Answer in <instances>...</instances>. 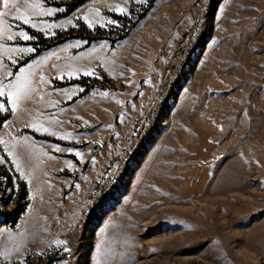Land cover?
Listing matches in <instances>:
<instances>
[{"label": "rangeland", "instance_id": "1", "mask_svg": "<svg viewBox=\"0 0 264 264\" xmlns=\"http://www.w3.org/2000/svg\"><path fill=\"white\" fill-rule=\"evenodd\" d=\"M38 2L53 14L32 16ZM74 2L10 0L5 9L0 0L5 27L17 34L0 38V73L8 74L0 82L23 72L34 87L14 120L52 131L58 123L46 111L63 91L80 134L70 158L82 167L60 171L70 177L61 185L41 146L5 141L14 154L27 148L30 180L0 163V264L61 249L78 218L88 264H264V0H86L68 12ZM45 23L55 27L41 31ZM189 31L195 45L172 65ZM94 140L104 149L86 163ZM18 202L24 212L11 225ZM55 202L56 216L66 205L69 212L51 240Z\"/></svg>", "mask_w": 264, "mask_h": 264}, {"label": "crops", "instance_id": "2", "mask_svg": "<svg viewBox=\"0 0 264 264\" xmlns=\"http://www.w3.org/2000/svg\"><path fill=\"white\" fill-rule=\"evenodd\" d=\"M23 52L29 53L28 51H23ZM5 76H8V74L0 73V81L4 80ZM59 88H63V87H59ZM62 92L60 94L61 96L60 95L58 96L57 101H55L53 107L46 111V114H49V112H51L50 116L53 118V125L55 122L58 123L57 125L52 126L54 128L52 131L49 132L44 131L43 133L41 132L39 133L36 130H33L27 126L19 124L14 120V112L12 111H10V117L0 127V141H2L0 142V157H3L4 160L9 161L15 172L25 182H29L30 180V173L26 164V161H28V155H27L28 150L27 148H25L23 144L18 149L17 154L16 153L14 154L12 152V149L8 145H6L5 143L6 140L14 141V142H20L23 140V142L35 144L34 146H36V144L41 146V148L44 150L43 154L41 155V161H43L46 164L45 166L46 169L48 168L49 170V176L52 178L59 179V183L61 185L65 184L64 179H66V181H69L70 177L59 176L60 171L64 169H72L76 172V174H79L82 171V167L77 163V161L72 160V158H70L72 154V147L69 144H71L73 138L75 140L80 139L79 137L80 134L76 131L74 132L72 129L73 122L70 114L71 109L66 110L67 107L62 105V102L64 100ZM1 98L3 97H0V102H3ZM5 99L7 101V97H5ZM7 105L9 108H11L8 101H7ZM61 108H64V110H60ZM56 128L60 130V133L58 134L56 133ZM52 133H55V135H53ZM10 152L12 153V155H9ZM71 161L74 162L73 166L70 165ZM87 162L88 161L86 159V163ZM17 163L20 165L19 170H17V166H16ZM81 175L82 174H80V176ZM83 177H81L80 180ZM75 188L77 190L78 187ZM57 205L58 203L55 202L54 207H57V209L56 210L53 209V213L51 214L54 220L53 221L54 225L56 227L53 230L51 240L56 239L57 234L61 229L62 218L65 216V214L69 212V205H66L64 206L63 210L59 213V215L56 216V213L58 212ZM74 207L76 209L77 205ZM46 245L47 244H45L43 247H45Z\"/></svg>", "mask_w": 264, "mask_h": 264}, {"label": "snow or ice", "instance_id": "3", "mask_svg": "<svg viewBox=\"0 0 264 264\" xmlns=\"http://www.w3.org/2000/svg\"><path fill=\"white\" fill-rule=\"evenodd\" d=\"M9 2L10 0H3V6L5 9L9 8ZM13 7H15V5L13 4ZM33 11H32V16H40V15H51L53 14V10L44 8L42 6V3L38 2L36 4H34L32 6ZM122 13H124V9H119ZM19 11V10H17ZM7 15L6 12H0V38H3L5 36V33H7V39L11 40L14 38L15 33H13L11 31V25H8L7 28L5 27V21H4V17ZM15 19H20L23 20V22L25 24H30L31 27L36 28L38 27V24L36 21H34L33 19H31L30 16L25 15V14H20L17 15L16 17H14ZM89 27H93V24L91 22H89ZM49 27H55V25H48V24H44L43 27L41 28V31L46 32L47 29ZM23 39L24 40H32L34 39V37L30 36L27 33H23ZM4 46L0 45V49H2ZM9 51H13L12 49H10ZM14 51L16 52H23V51H28V52H32L35 51L34 48H27V49H15ZM11 59V57H9ZM0 63H2V61H0ZM85 75H92L91 72H85ZM61 79L63 78V76L60 77ZM34 92V87H33V80L30 78L29 75H26L25 73H21L20 75L16 76L15 81L14 82H9L8 84H3L2 82H0V97H7V101L10 102L11 104V108H6L5 103L4 102H0V111H12L15 112L17 110V108L19 107L20 103L27 99L32 93ZM43 131L45 132H49L50 130L48 128H43ZM53 135H55V133H52ZM2 142V141H0ZM9 155H12V153L10 152ZM77 156H80L81 153L77 152L76 153ZM4 158L0 157V163H3ZM17 170H19L20 165L17 163ZM59 243H63L62 241H58ZM65 251H68L67 247H65L64 249ZM17 264H20V262L18 261Z\"/></svg>", "mask_w": 264, "mask_h": 264}, {"label": "built area", "instance_id": "4", "mask_svg": "<svg viewBox=\"0 0 264 264\" xmlns=\"http://www.w3.org/2000/svg\"><path fill=\"white\" fill-rule=\"evenodd\" d=\"M202 17H203V10L201 11L200 15L198 16L197 21H200L202 19ZM193 32L194 31H191V32L189 31L188 33H185L181 37V39L178 41L174 56L172 58V65L179 63L181 58L184 57L186 53H188L189 45L193 39ZM170 70L171 69H168V73L170 72ZM161 92H159V93H157V95H155V97H154L155 101L160 100ZM144 120L145 119H143L142 121H144ZM139 125L141 128V123ZM134 139H136V138H134ZM114 167H115V171H113V173H109V176H106L102 180V183H105L109 179L110 174L113 175L115 172H117L118 164L115 165ZM101 191H102V184H101V188L98 189L95 192V194L93 195V197L90 199V202H89L90 206L92 203H94V200H96L98 198V196L101 194ZM87 206L88 207H86L82 210L83 212H85L89 208V205H87ZM80 220L81 219L78 218L75 221V223H73L72 225L70 224L72 226L71 228L69 225L62 232L61 241L63 243L61 245V249L56 250V249H53L52 247H50L48 250H46L43 253H36L35 250H29V251H27V253H24V255L22 256L23 260L20 261V264H74V252L75 251H73V244H74V241L77 240V234H75V232H76L75 230H76L78 224L80 223ZM65 247H67L68 251L64 250ZM14 264H17V262H15Z\"/></svg>", "mask_w": 264, "mask_h": 264}, {"label": "bare ground", "instance_id": "5", "mask_svg": "<svg viewBox=\"0 0 264 264\" xmlns=\"http://www.w3.org/2000/svg\"><path fill=\"white\" fill-rule=\"evenodd\" d=\"M205 9H207V7H205ZM205 11V10H204ZM204 11H203V13H204ZM204 17V16H203ZM196 40H197V37H195L194 39H192V41H191V43H190V45H189V49H192L193 48V46L195 45V42H196ZM96 200H94V202H95ZM93 204V203H92ZM91 204V205H92ZM102 204V203H101ZM97 205V204H96ZM98 205H99V203H98ZM98 205H97V207H98ZM96 207V206H95ZM96 207V208H97ZM94 210V209H93ZM92 210V211H93ZM92 211H90L89 212V214H88V217H92V216H94V212H92ZM88 217H87V219H88ZM89 220H90V218H89ZM87 222V220L85 221V223H84V227L80 230V232L82 233H84V230L85 229H87V227H88V224L86 223ZM75 223V222H74ZM73 224V223H72ZM71 224V225H72ZM87 224V225H86ZM70 225V228L72 227ZM76 225V224H75ZM81 225V224H80ZM80 227V226H79ZM78 229V228H77ZM79 232V233H80ZM86 239H85V237H84V235H79V234H77V240L76 241H74V244H73V251H75L74 252V264H88V253H87V246H86Z\"/></svg>", "mask_w": 264, "mask_h": 264}, {"label": "trees", "instance_id": "6", "mask_svg": "<svg viewBox=\"0 0 264 264\" xmlns=\"http://www.w3.org/2000/svg\"><path fill=\"white\" fill-rule=\"evenodd\" d=\"M84 1L86 0H76V2L74 3H71L69 6H68V12L72 11L76 6H78L79 4L83 3ZM33 44L36 45V43L33 41L31 42ZM54 43H52L51 45H53ZM56 44V43H55ZM41 52V50L39 48L36 49V53H39ZM10 117V111H8L7 114L3 115V116H0V126L3 124V122L5 120H7L8 118ZM24 212V204L22 203H19L17 204V206L14 208V210L9 213V217H8V223H10L11 225H15L17 220H18V216Z\"/></svg>", "mask_w": 264, "mask_h": 264}, {"label": "water", "instance_id": "7", "mask_svg": "<svg viewBox=\"0 0 264 264\" xmlns=\"http://www.w3.org/2000/svg\"><path fill=\"white\" fill-rule=\"evenodd\" d=\"M104 149V144L99 140H94L92 146L90 147V153L87 157V161L96 158L99 151Z\"/></svg>", "mask_w": 264, "mask_h": 264}]
</instances>
